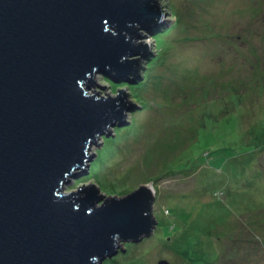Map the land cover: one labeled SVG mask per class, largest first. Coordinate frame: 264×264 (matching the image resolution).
Returning a JSON list of instances; mask_svg holds the SVG:
<instances>
[{"label":"rangeland","instance_id":"obj_1","mask_svg":"<svg viewBox=\"0 0 264 264\" xmlns=\"http://www.w3.org/2000/svg\"><path fill=\"white\" fill-rule=\"evenodd\" d=\"M160 1L162 21L141 28L159 42L134 80L94 73L132 104L62 190L154 189V233L101 264H264V0ZM228 129L245 152L195 163Z\"/></svg>","mask_w":264,"mask_h":264},{"label":"water","instance_id":"obj_2","mask_svg":"<svg viewBox=\"0 0 264 264\" xmlns=\"http://www.w3.org/2000/svg\"><path fill=\"white\" fill-rule=\"evenodd\" d=\"M160 0H0V264H101L154 233V189L64 193L132 101ZM159 264H169L160 260Z\"/></svg>","mask_w":264,"mask_h":264},{"label":"trees","instance_id":"obj_3","mask_svg":"<svg viewBox=\"0 0 264 264\" xmlns=\"http://www.w3.org/2000/svg\"><path fill=\"white\" fill-rule=\"evenodd\" d=\"M154 39H156L157 42H159V39H157V36H154ZM110 82H112V81L110 80ZM130 86H131V88L134 89L138 85H130ZM235 133H236V130L234 132H231L230 129L219 133L221 137L224 136V137H228V139H230V141L227 142V143H226L225 140H223L224 137L219 138V139H215L211 135L212 139L210 140V142L205 144V146H207V147L209 146V148H207L208 154L206 156H204V153H203V155H200L197 159L193 158L194 161L197 160L195 163L203 162V161L206 160V162H208L210 164H213V162L216 163L215 167H220L221 168V167H223V164H225V163L228 164L227 163V159L230 158V155H231L232 151H235L237 155L242 154L245 144L241 143L242 141H240L241 140L240 137L243 136L244 134L243 133H240V135L236 134L238 136H237V139L235 140L234 136H233V138H231V135L235 134ZM263 139H264V136L262 137V140ZM242 140H244V139H242ZM263 142L264 141H262V143ZM256 148L259 151H261V150L264 149V146H257ZM246 149L247 148H244V152H245Z\"/></svg>","mask_w":264,"mask_h":264}]
</instances>
